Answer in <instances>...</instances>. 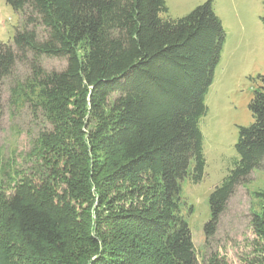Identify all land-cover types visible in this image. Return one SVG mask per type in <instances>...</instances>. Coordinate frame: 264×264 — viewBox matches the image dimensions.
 <instances>
[{
    "label": "trees",
    "instance_id": "16d2710c",
    "mask_svg": "<svg viewBox=\"0 0 264 264\" xmlns=\"http://www.w3.org/2000/svg\"><path fill=\"white\" fill-rule=\"evenodd\" d=\"M5 2L20 22L11 41L0 43V88L15 112L26 108L48 125L36 137L39 152L50 154L36 163L35 187L91 194L100 150L115 156L111 183L151 175L157 184L149 205L121 206L110 217L109 236L86 237L96 255L89 264H199L179 181L198 182L204 172L199 119L225 37L213 0L179 18L163 16L165 0ZM44 59L64 66L47 69ZM258 78L249 103L253 121L238 128L237 158L208 196L206 244L237 186L264 171V75ZM252 224L264 234L256 213ZM215 258L208 264H220ZM74 259L49 210L21 191L0 199V264Z\"/></svg>",
    "mask_w": 264,
    "mask_h": 264
},
{
    "label": "rangeland",
    "instance_id": "374dc122",
    "mask_svg": "<svg viewBox=\"0 0 264 264\" xmlns=\"http://www.w3.org/2000/svg\"><path fill=\"white\" fill-rule=\"evenodd\" d=\"M205 1L165 0L167 12L163 16L182 17ZM212 3L225 37L204 98L206 113L199 119L205 166L200 181L193 182L190 176L179 181L180 208L199 264H208L213 256L220 264H243L246 260L264 264V234L252 224L253 213L264 222V171H253L247 181L237 186L207 244L203 231L210 216L208 196L237 158L234 144L238 128L253 121L249 103L259 85L258 76L264 75V0ZM19 22V12L0 0V43L11 41ZM43 64L58 70L64 61L44 59ZM47 126L33 120L26 108L15 112L8 103L6 87L1 86L0 199L16 191L28 194L35 204L53 214L73 251L74 263L89 264L96 255L86 237L109 236L110 217L121 212V206L129 209L149 205L157 184L151 175L111 183L107 176L115 156L100 150L95 157L98 171L91 194L68 197L60 190L37 189L32 182L36 180V163L42 162L44 156L48 159L50 153L39 152L36 137Z\"/></svg>",
    "mask_w": 264,
    "mask_h": 264
}]
</instances>
